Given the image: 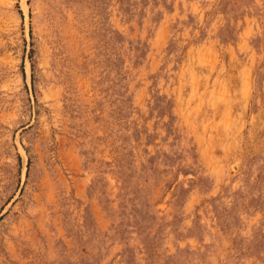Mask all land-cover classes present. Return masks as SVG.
I'll return each mask as SVG.
<instances>
[{"label": "rangeland", "instance_id": "374dc122", "mask_svg": "<svg viewBox=\"0 0 264 264\" xmlns=\"http://www.w3.org/2000/svg\"><path fill=\"white\" fill-rule=\"evenodd\" d=\"M0 264H264V0H0Z\"/></svg>", "mask_w": 264, "mask_h": 264}]
</instances>
